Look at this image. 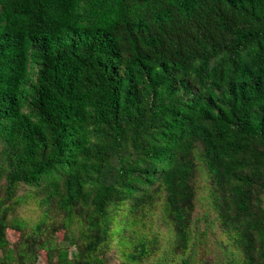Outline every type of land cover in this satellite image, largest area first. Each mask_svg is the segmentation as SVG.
<instances>
[{
  "label": "trees",
  "instance_id": "trees-1",
  "mask_svg": "<svg viewBox=\"0 0 264 264\" xmlns=\"http://www.w3.org/2000/svg\"><path fill=\"white\" fill-rule=\"evenodd\" d=\"M41 259L264 264V0H0V264Z\"/></svg>",
  "mask_w": 264,
  "mask_h": 264
},
{
  "label": "rangeland",
  "instance_id": "rangeland-1",
  "mask_svg": "<svg viewBox=\"0 0 264 264\" xmlns=\"http://www.w3.org/2000/svg\"><path fill=\"white\" fill-rule=\"evenodd\" d=\"M20 214L22 216H25V217H30V216H33L34 215L33 211H31V209H30V206H23L20 209ZM10 238L12 240H15L16 239V237L14 235H11V234H10ZM72 254H74V252H72ZM41 263L43 264L42 259H41ZM113 264H118V263H116V261H115V262H113Z\"/></svg>",
  "mask_w": 264,
  "mask_h": 264
}]
</instances>
